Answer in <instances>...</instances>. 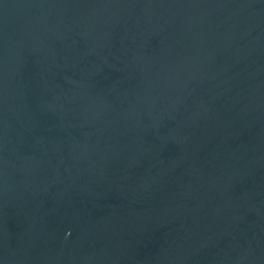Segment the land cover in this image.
<instances>
[{
	"label": "water",
	"instance_id": "obj_1",
	"mask_svg": "<svg viewBox=\"0 0 264 264\" xmlns=\"http://www.w3.org/2000/svg\"><path fill=\"white\" fill-rule=\"evenodd\" d=\"M0 264H264V0H0Z\"/></svg>",
	"mask_w": 264,
	"mask_h": 264
}]
</instances>
